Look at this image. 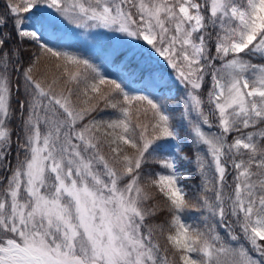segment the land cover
<instances>
[{
	"label": "snow or ice",
	"instance_id": "snow-or-ice-1",
	"mask_svg": "<svg viewBox=\"0 0 264 264\" xmlns=\"http://www.w3.org/2000/svg\"><path fill=\"white\" fill-rule=\"evenodd\" d=\"M0 264H264V0H0Z\"/></svg>",
	"mask_w": 264,
	"mask_h": 264
},
{
	"label": "trees",
	"instance_id": "trees-1",
	"mask_svg": "<svg viewBox=\"0 0 264 264\" xmlns=\"http://www.w3.org/2000/svg\"><path fill=\"white\" fill-rule=\"evenodd\" d=\"M197 181H196V179L194 178V179H192V180H189L188 181V183H190V184H195Z\"/></svg>",
	"mask_w": 264,
	"mask_h": 264
},
{
	"label": "rangeland",
	"instance_id": "rangeland-1",
	"mask_svg": "<svg viewBox=\"0 0 264 264\" xmlns=\"http://www.w3.org/2000/svg\"><path fill=\"white\" fill-rule=\"evenodd\" d=\"M84 47H87L86 45ZM161 68H164V65L161 63Z\"/></svg>",
	"mask_w": 264,
	"mask_h": 264
}]
</instances>
